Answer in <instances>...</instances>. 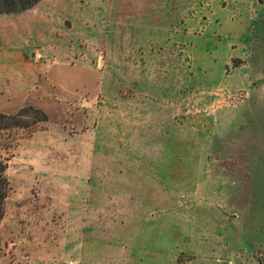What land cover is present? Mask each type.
<instances>
[{"label":"rangeland","instance_id":"1","mask_svg":"<svg viewBox=\"0 0 264 264\" xmlns=\"http://www.w3.org/2000/svg\"><path fill=\"white\" fill-rule=\"evenodd\" d=\"M24 89L42 106L0 108V264H98L101 246L181 264L203 239L207 261L264 264V0L0 13V99ZM87 214L114 216L92 232ZM139 224L142 260L118 237Z\"/></svg>","mask_w":264,"mask_h":264},{"label":"crops","instance_id":"2","mask_svg":"<svg viewBox=\"0 0 264 264\" xmlns=\"http://www.w3.org/2000/svg\"><path fill=\"white\" fill-rule=\"evenodd\" d=\"M18 75H19V73L15 74L13 77H16L19 79L20 77ZM36 93L37 92H35L34 90L30 91L27 89H24L23 91L18 90V91L12 92L13 97L11 99H9V97H5V96L0 99V108H6V106L10 103H12L13 105L19 104V102H20V105H22L25 102H29V103L35 104L37 106H42V104H40V100L37 98ZM42 94H44V92H42ZM47 94H49V93L47 92ZM42 100H44L43 97H42ZM113 216L114 215H111V214H106L105 216H101V215H97V214H87L85 216L78 215L77 218L80 219V222H87L86 220H83V218H86V219L90 218L89 219V223H90L89 227L91 228L90 230H92V232H94L99 228V224H97V223H99L100 218H101V221L109 222L111 220V218H113ZM103 217L107 218V219H102ZM139 220L142 221V216L139 217ZM120 224H121V221H120ZM119 226H123V225H119ZM102 227L109 229L106 231V233L104 235L105 241L107 243H109L108 239L112 238V236H108V235L109 234L113 235L112 233H115V232L117 233V231H116L117 229L120 230L122 228V227H117L115 229V226L113 224H108V226L106 225V226H102ZM138 227L140 229L139 235L137 233H135V234L132 233V234H129L128 236H126L125 234H119L118 233L119 234L118 237H120V235H121L122 237L126 238L127 243H129L130 241H133L134 251H136V253L140 256V260H142V246H143L142 245V224H139ZM79 228L83 234V232H84L83 226H80ZM113 229H115V230H113ZM200 242H201L200 246L197 247L198 253H196V254H198V255L196 256V259L192 262L190 260H186V261L182 262L181 264H211L212 263L211 261H207L208 258L206 256V253H208L207 251L210 249L209 243H207V241H205L204 239ZM165 246L173 247L176 250L178 249V250H184V251L190 252L189 249L187 250L185 247H183L185 249L180 248L179 244L178 245L166 244L163 246L159 245L158 247L162 249ZM124 248H125L124 246H122V248L120 246V247H116V249H113V251H111L112 249L110 247H103V246H101L99 248L95 247V249H94L95 252L98 255H103V256H101V257L100 256H97V257L92 256L90 258V260L91 261L96 260L98 262V264H111V263L113 264L114 262L118 263V264H124L123 259L127 258L126 256H124L126 254V250ZM95 252H91V253L93 255H95ZM195 261H197V262H195ZM140 264H142V262ZM212 264H217V263H212Z\"/></svg>","mask_w":264,"mask_h":264},{"label":"trees","instance_id":"3","mask_svg":"<svg viewBox=\"0 0 264 264\" xmlns=\"http://www.w3.org/2000/svg\"><path fill=\"white\" fill-rule=\"evenodd\" d=\"M39 0H0V13L20 12L31 8ZM32 109V108H31ZM6 117L0 113V119ZM6 164L0 160V221L4 214L5 199L10 190L8 179L5 175Z\"/></svg>","mask_w":264,"mask_h":264}]
</instances>
